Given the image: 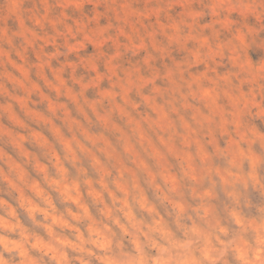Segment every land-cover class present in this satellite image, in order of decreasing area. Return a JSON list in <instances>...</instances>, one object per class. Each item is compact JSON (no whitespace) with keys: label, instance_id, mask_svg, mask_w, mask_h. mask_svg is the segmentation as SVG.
<instances>
[{"label":"clouds","instance_id":"1","mask_svg":"<svg viewBox=\"0 0 264 264\" xmlns=\"http://www.w3.org/2000/svg\"><path fill=\"white\" fill-rule=\"evenodd\" d=\"M0 264H264V0H0Z\"/></svg>","mask_w":264,"mask_h":264}]
</instances>
